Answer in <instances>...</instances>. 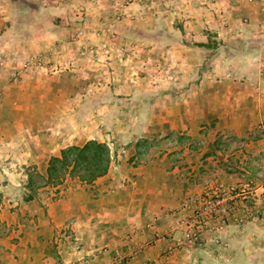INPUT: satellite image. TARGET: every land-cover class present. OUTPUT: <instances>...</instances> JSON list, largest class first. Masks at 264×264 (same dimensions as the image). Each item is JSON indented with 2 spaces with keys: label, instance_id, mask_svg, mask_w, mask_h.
<instances>
[{
  "label": "rangeland",
  "instance_id": "rangeland-1",
  "mask_svg": "<svg viewBox=\"0 0 264 264\" xmlns=\"http://www.w3.org/2000/svg\"><path fill=\"white\" fill-rule=\"evenodd\" d=\"M262 2L0 0V246L20 249L9 261L23 260L25 245H39L29 232L42 207L89 201L110 184L45 183L51 157L96 139L120 167L157 155L180 166L203 155V171L184 175L201 189L154 235L170 243L181 231L164 261L186 248L189 264H264V10L255 12ZM216 80L231 85L235 104L250 87L249 103L225 108L221 91L220 109L207 122L196 131L177 128L197 90ZM221 110L248 116L244 132L217 125ZM70 214L52 242L45 236L52 259L127 264L143 249L93 247L75 234ZM56 238L62 252L55 255Z\"/></svg>",
  "mask_w": 264,
  "mask_h": 264
},
{
  "label": "crops",
  "instance_id": "crops-1",
  "mask_svg": "<svg viewBox=\"0 0 264 264\" xmlns=\"http://www.w3.org/2000/svg\"><path fill=\"white\" fill-rule=\"evenodd\" d=\"M262 9L264 10V2L255 5L256 16L262 13ZM256 16L254 15L255 20ZM237 85L235 84V86ZM251 90L250 87L247 90H241L237 94L238 101L241 102L235 104L236 100L232 99L228 93L232 91L231 85H222L219 80H216L215 83L203 84L197 90L198 93L200 92L199 97L194 101L191 99L189 102L192 110L188 113L185 112L183 117H179L181 122L176 127L196 131L202 123L207 122L206 119L216 114L220 109L217 103L221 91L225 92L224 106L228 108L239 104L247 105L250 101L247 93ZM233 112L234 110L231 112L221 110L219 112L221 117L216 122L217 125L233 126L244 132L248 116L242 114L234 116ZM170 115L172 114L170 113ZM167 121L171 125L172 122H175L170 118ZM202 156V154L198 158L193 155L188 156L185 161L180 163V166L174 164L173 158H168L165 155H157L151 162L130 167H126L129 166L128 163L126 166L123 165L125 167H120L121 164L113 160L108 173L94 182L99 185L110 181V184L102 190L100 195L83 203L79 202L77 198L76 201L69 203L71 205L67 208L62 205L64 199H58L50 205L48 204L49 207H47L48 205L42 207L41 222L29 232V235L35 232L36 236L40 237L39 245H25L27 249L25 251L28 253L24 252L23 260H19L18 263L9 261L8 258L18 254L20 249L17 245L8 244L6 248L0 246V255H2L0 264H63L61 260L52 259L49 256V251L46 252L47 247L44 244L47 243V239L45 240V236H50V242H52L51 238L56 236L60 223L64 222L65 216L70 213V216L76 215L72 226L75 234L78 236L81 234L86 241H90L88 244L93 247L104 243L114 246L121 252H130L138 245L143 247L137 256L134 255L127 264H189L186 248H176L170 256V261H164L167 249L171 244H175L173 240L180 237L181 231L173 233L170 243H156L153 238L157 232L165 231L170 227L176 209L184 198L201 189L202 184L196 183V179L184 175H189L190 172L187 173V171L191 168L192 171L202 170ZM192 161L195 162L194 165H191ZM199 165L200 167H198ZM121 169L126 172L121 173ZM204 174L201 176L202 179ZM216 174L217 172L213 176ZM30 204L33 205L31 202ZM152 220H155V225L149 227L148 223ZM37 228L39 230H36ZM150 243L155 244L151 245ZM55 244H57V238ZM60 246V243L52 246L55 255L62 252L59 249ZM37 249L39 258L34 255ZM6 254L9 255L6 257ZM5 258L7 259L5 260ZM104 260L106 258H102L100 262Z\"/></svg>",
  "mask_w": 264,
  "mask_h": 264
},
{
  "label": "trees",
  "instance_id": "trees-1",
  "mask_svg": "<svg viewBox=\"0 0 264 264\" xmlns=\"http://www.w3.org/2000/svg\"><path fill=\"white\" fill-rule=\"evenodd\" d=\"M112 158L110 146L96 139L81 145H70L63 148L58 156L50 158L45 183L61 185L70 180L92 185L108 173ZM29 184L33 186L32 179Z\"/></svg>",
  "mask_w": 264,
  "mask_h": 264
}]
</instances>
